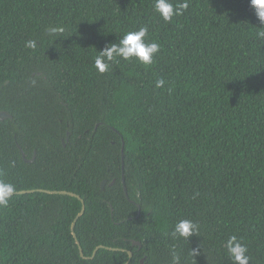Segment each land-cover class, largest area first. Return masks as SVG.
Masks as SVG:
<instances>
[{"label": "trees", "instance_id": "1", "mask_svg": "<svg viewBox=\"0 0 264 264\" xmlns=\"http://www.w3.org/2000/svg\"><path fill=\"white\" fill-rule=\"evenodd\" d=\"M187 2L165 22L154 0H0V180L17 189L0 264H172L173 247L181 264H232L233 235L264 264V25L250 0ZM144 26L154 63L98 72V52ZM38 189L85 201L90 259L71 228L82 202L18 194ZM182 219L199 225L189 240L170 235Z\"/></svg>", "mask_w": 264, "mask_h": 264}, {"label": "clouds", "instance_id": "2", "mask_svg": "<svg viewBox=\"0 0 264 264\" xmlns=\"http://www.w3.org/2000/svg\"><path fill=\"white\" fill-rule=\"evenodd\" d=\"M155 12L165 21L171 22L174 17L182 15L188 9V2L173 4L171 0H154ZM250 7L254 10L257 19L264 25V0H250ZM264 29V28H262ZM148 27H140L136 31L127 32L118 43L106 46L94 59V67L101 74L109 71L111 63L118 62L119 59L125 61H138L144 66H151L154 58L159 55L160 45L156 42H147ZM264 38V31L257 33ZM35 41H28L26 47L35 49ZM165 84L163 79L156 81V87L161 88ZM14 167L15 162H10ZM17 189L11 183L0 180V206L6 207L15 195ZM199 230V225L191 220H179L173 227L170 235L174 239L189 240ZM226 249L232 264H249L248 249L236 236H231L226 242ZM172 264H181V257L172 248ZM197 251H193L196 253Z\"/></svg>", "mask_w": 264, "mask_h": 264}, {"label": "water", "instance_id": "3", "mask_svg": "<svg viewBox=\"0 0 264 264\" xmlns=\"http://www.w3.org/2000/svg\"><path fill=\"white\" fill-rule=\"evenodd\" d=\"M56 32H57L56 29H54V30H49V31H48V33H56ZM9 118H12V116H11L9 113H7V112H0V121H5L6 119H9ZM68 135H69V134H68ZM22 153H23V156L25 157V153H24L23 151H22ZM34 160H35V157H34L32 160H30L29 162L33 163ZM114 183H115V182H112L111 185H113ZM124 184H125V179H124ZM106 185H107V181H104V182L102 183V189H103V190L105 189ZM125 191H126V194H127V189H126V188H125ZM36 192H38V193L50 194V195H65V196H71V197L77 198L78 200H80V201L82 202V210H81V212L78 214V216L76 217V219L74 220V222H73L71 228H72L73 236H74L75 239H76V243H77L78 246H79V251H80L81 256H82L83 258H85V259H90V258L84 256V254H83V250H82V248H81V246H80V242L78 241V239H77V235H76V233H75V228H76V225H77V223H78V220H79L81 217H83V215L85 214V211H86V204H85V201L82 199V197L79 196V195H77V194H75V193L68 192V191H49V190H42V189H38V190H30V191H21V192H19L18 194H20V195H25V194L36 193ZM127 195H128V194H127ZM133 245H134V246H139V248L142 247V246H141V243H139V242H133ZM104 248H105V247H103V246L98 247V248L94 251V254H93V256L91 257V259H94L95 256L97 255L98 251H99L100 249H104ZM108 249H109V250H113V251H117V250H119V249H112V248H108ZM124 251H125V250H124ZM127 253L129 254V261H128L126 264H129V263L131 262L132 258H133V253H132L131 251H127ZM142 264H144V260H142Z\"/></svg>", "mask_w": 264, "mask_h": 264}]
</instances>
